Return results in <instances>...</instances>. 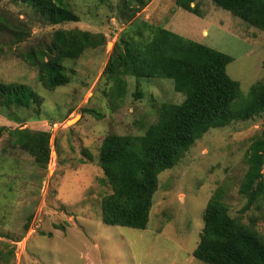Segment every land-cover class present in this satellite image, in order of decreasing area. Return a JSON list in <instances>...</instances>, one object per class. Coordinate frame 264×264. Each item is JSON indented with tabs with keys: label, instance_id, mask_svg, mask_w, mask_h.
<instances>
[{
	"label": "rangeland",
	"instance_id": "obj_1",
	"mask_svg": "<svg viewBox=\"0 0 264 264\" xmlns=\"http://www.w3.org/2000/svg\"><path fill=\"white\" fill-rule=\"evenodd\" d=\"M70 3L81 21L50 25L24 4L0 0L26 32L21 42L0 32V82L28 84L38 95L29 108L0 103V126L51 133L47 165L15 146L8 132L0 137V264H206L193 252L218 188L230 214L264 235V206L242 212L247 200L239 192L248 149L264 130V113L209 129L162 172L146 229L103 222L102 199L112 188L99 162L107 135H142L158 121L163 103L185 98L171 79L135 76L125 77L124 96L115 94L105 68L122 38L148 22L227 53L233 57L227 72L247 96L264 81V32L212 0L192 4L200 15L178 7L177 0H151L135 16L122 9L123 0ZM59 28L103 33L106 42L65 60L70 82L50 90L19 52L50 45Z\"/></svg>",
	"mask_w": 264,
	"mask_h": 264
},
{
	"label": "trees",
	"instance_id": "obj_2",
	"mask_svg": "<svg viewBox=\"0 0 264 264\" xmlns=\"http://www.w3.org/2000/svg\"><path fill=\"white\" fill-rule=\"evenodd\" d=\"M29 7L45 24L80 22L70 0H12ZM101 2L106 0H99ZM123 10L137 15L151 0H123ZM197 0H177V6L199 14ZM249 25L264 32V0H212ZM200 15V14H199ZM133 23V22H131ZM146 29L134 30L116 43L105 68L118 96L127 91L126 76L171 79L181 103L165 102L159 119L142 135H107L99 162L112 193L102 199L103 222L146 229L150 222L159 175L175 167L190 147L211 128L234 121H247L264 113V81L252 85L247 96L241 84L227 72L233 57L206 44L186 38L164 27L144 22ZM24 24L14 23L0 8V32L25 39ZM148 31V35H145ZM136 37H140L137 39ZM103 33L57 29L50 45L20 51L19 55L38 70L39 81L54 90L70 82L64 61L77 59L89 48L104 45ZM37 93L28 84L0 82V103L6 107L29 108ZM8 132L12 142L35 161L47 165L51 158V133L30 128L0 126V137ZM249 168L239 192L247 202L242 212L264 206V130L246 154ZM31 220L26 223L29 228ZM204 227L193 255L206 264H264V235L241 217H233L218 188L203 214Z\"/></svg>",
	"mask_w": 264,
	"mask_h": 264
}]
</instances>
